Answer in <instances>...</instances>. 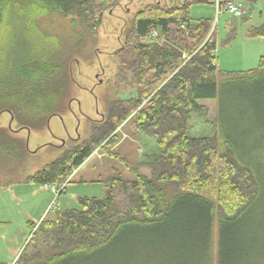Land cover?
Returning <instances> with one entry per match:
<instances>
[{
  "label": "trees",
  "instance_id": "trees-1",
  "mask_svg": "<svg viewBox=\"0 0 264 264\" xmlns=\"http://www.w3.org/2000/svg\"><path fill=\"white\" fill-rule=\"evenodd\" d=\"M235 1L220 0V5ZM196 2L216 4V0L157 1L135 14L115 53L119 62L115 87L128 84L134 92L127 99L111 100L100 120H90L87 138L70 140L59 157L25 181L66 188L98 150L130 169L131 176L125 177L115 164L106 165L92 179L107 186L105 197H82L80 208L57 211L53 219L39 224L30 222V239L14 264H162L161 246L167 253L170 248L172 258L176 253V264H249L260 251L264 166L256 162V150L246 154L243 143L230 136L220 139L217 133L189 135L194 115L208 117L209 108L201 102L218 97V77L233 75L218 67L211 19L191 17ZM121 3L0 0V42L12 13H19L38 38L29 44L32 55L17 64L18 70L0 58V113L17 115L23 128L42 129L63 110L58 100L69 84V70L57 54L58 40L47 46V36L36 25L38 18L54 12L72 16L82 29L83 42L97 36L105 13ZM156 31L159 36L153 39ZM252 34H264V26ZM239 74L261 83L264 56L257 68ZM130 129L149 137L157 148L149 160L135 166L118 152ZM3 132L0 128V152L14 151L17 157L31 153L26 141L3 142ZM140 165L150 167V177L139 171ZM122 237L123 244L112 250Z\"/></svg>",
  "mask_w": 264,
  "mask_h": 264
},
{
  "label": "rangeland",
  "instance_id": "rangeland-1",
  "mask_svg": "<svg viewBox=\"0 0 264 264\" xmlns=\"http://www.w3.org/2000/svg\"><path fill=\"white\" fill-rule=\"evenodd\" d=\"M157 1L161 4L172 2L122 0L121 5L105 13L97 36L87 37L83 42L82 29L74 25L70 15L54 12L36 20L42 34L47 36V46L54 45L57 42L54 40H58L57 54L67 63L69 84L58 100L63 110L51 116L42 129L23 128L17 115L13 117L8 111L0 113V128L4 130L1 140L20 141L22 145L26 141L31 152L19 157L14 151L0 152V222L3 223L0 228V264L16 262L30 239V222L39 224L43 219H53L57 211L80 208L82 197H105L107 186L92 179L104 172L108 165L115 164L125 177L131 176L130 169L124 168L119 161L109 160L108 155L98 150L81 167L76 181L66 185V188L63 184L53 191L50 185L25 181L27 175L59 157L72 143L70 140L87 138L90 120H100L111 100L117 97L127 99L132 95L134 88L128 84H121L118 89L115 87L119 72L115 53L121 47V40H124L135 14ZM237 1L246 9L243 16H236L229 11L218 13L216 4L209 2H196L191 6L192 18L211 19L217 37L215 54L218 67L233 75L218 77V97L201 102L209 108L208 117L204 119L194 115L190 120L189 135L210 136L217 133L220 139L230 136L243 143L246 154L256 150L253 156L258 164L264 166V79L256 83V80L247 81L244 74H239L257 68L260 58L264 56V34H252L254 28L264 26V0ZM8 20L4 38L0 42V58L12 63L17 69L22 59L26 60L32 55L29 44L38 41V38L31 34L32 30L19 13H12ZM154 33L152 38L156 39L159 32ZM37 46L33 44L34 49H38ZM143 100L146 102L147 98ZM130 131L132 133L123 134L118 152L135 166L149 160L148 157L157 148L155 142L143 133L134 134L133 130ZM97 161L100 169L96 168ZM139 171L151 176V169L146 165H140ZM261 176L264 188V170ZM82 178L87 181H82ZM259 217L262 221L264 209L260 211ZM253 225L256 228L257 221ZM212 238L215 250L218 241L217 219L214 221ZM124 239L118 240L111 249H118ZM164 243L168 244L167 241ZM260 245V251L253 254L249 264H264V236ZM161 248L162 264H176V253L172 258L168 254L172 253L170 248H167L168 253Z\"/></svg>",
  "mask_w": 264,
  "mask_h": 264
},
{
  "label": "built area",
  "instance_id": "built-area-1",
  "mask_svg": "<svg viewBox=\"0 0 264 264\" xmlns=\"http://www.w3.org/2000/svg\"><path fill=\"white\" fill-rule=\"evenodd\" d=\"M216 6H217L218 13H221L224 11H229L230 13H232L236 16H243L246 13V9H244V6L239 1H235L233 3H230L228 6L222 8L220 5V0H216ZM154 34H156V33H154ZM51 188L53 191H56L58 187L55 185H52Z\"/></svg>",
  "mask_w": 264,
  "mask_h": 264
}]
</instances>
